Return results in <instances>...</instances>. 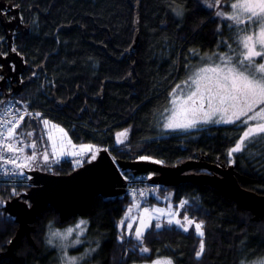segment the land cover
<instances>
[{"label":"trees","instance_id":"obj_1","mask_svg":"<svg viewBox=\"0 0 264 264\" xmlns=\"http://www.w3.org/2000/svg\"><path fill=\"white\" fill-rule=\"evenodd\" d=\"M0 1L19 7L22 16L14 45L26 67L19 89L7 86L14 91V101L64 124L76 144L94 143L99 149L108 148L115 159L146 156L174 166L204 158L233 165L244 188L264 194V134L229 157L228 150L244 130L235 124H202L186 130L163 128L171 114L166 109L170 108L169 93L175 85L200 67L219 62L214 54L229 52L226 44L238 47L237 34L228 27L232 22L216 17L219 10L208 8V0ZM138 2L140 41L131 53ZM230 2L221 0L220 11L230 13ZM177 10L182 14L177 15ZM240 27L256 30L255 25ZM6 41L0 14V48H6ZM54 96L69 104L56 106ZM34 120L35 116L27 117L17 131L27 136ZM127 126L131 128L130 137L119 145L115 132ZM90 157L88 153L86 162ZM70 160L53 162V169L48 171L71 173L76 167ZM193 171L205 172L204 168ZM30 187L0 182V253L7 250L19 227L15 217L6 212L5 203ZM157 189L162 195L171 190L175 206L188 200L189 217L204 222L203 255L199 259L195 256L201 238L194 228L183 232L174 225L146 230L142 246L150 251L142 254L134 247L138 243L134 236L118 226L134 201L125 193L97 196L91 210L83 215L89 222L86 244L95 249L84 258V264H136L159 259H171L174 264H247L264 259V217L254 220L252 211L208 184L181 182ZM157 201L153 193L147 203ZM181 213L185 214V209ZM78 218L62 222L59 212L50 206L33 224V240L25 236L15 255L1 257L0 264H59L61 254L47 242L48 233ZM84 246L79 247L80 254Z\"/></svg>","mask_w":264,"mask_h":264},{"label":"snow or ice","instance_id":"obj_2","mask_svg":"<svg viewBox=\"0 0 264 264\" xmlns=\"http://www.w3.org/2000/svg\"><path fill=\"white\" fill-rule=\"evenodd\" d=\"M206 6L208 8H219L221 0H208ZM229 7L230 13L224 11H216L215 16L224 20L231 21L228 25L230 29L236 32L237 48H233L231 44H226L229 52L214 54L217 56L219 63L211 64L207 67H200L197 71L190 74L186 80L176 84L169 93L171 97L169 103L170 108L166 109L171 115L167 118L163 125L168 130H186L195 128L198 124L203 123H222L235 124L243 128L242 135L228 150L227 155L233 156L234 153L242 152L246 145V141H251L256 137L264 134V0H231ZM181 10H177V15H181ZM241 25H255L256 30L253 32L249 27H240ZM219 31V29H218ZM16 51L15 48L12 49ZM235 57V58H234ZM257 58H261V62H257ZM211 61L212 57H206ZM3 77H0L2 79ZM18 103V102H17ZM4 102L0 101V105ZM11 101L0 111V169H3L4 176H15L21 181L30 180V176L25 175V169L34 170L33 165L38 158H42L45 164L49 163V152L45 150L42 154L36 149V142L31 141L25 143L24 132H18L17 129L24 122L25 116H33L32 113L25 109L21 112L15 108ZM36 118L41 116L40 113L34 114ZM215 118V119H214ZM250 122H255L250 123ZM41 123L45 130L49 128L50 122L43 119ZM58 126L51 125V128L57 129ZM58 131L63 133L60 138L59 146L53 139L51 132H47L48 139L51 141V156L56 158L69 156H83L91 153V160L96 159L100 149L94 145H80L77 148L72 144L70 138L64 129L59 128ZM27 137H31V131L26 133ZM127 130L117 134V143H123L126 139ZM264 138V137H261ZM31 148V154H26L25 149ZM71 150H66V149ZM106 151V149H104ZM4 153H12L10 157ZM139 160L151 161L153 163H162V161L152 160L151 157L140 156ZM77 165L81 164V160L75 161ZM11 165V170L4 166ZM17 193L13 192V195ZM136 195L135 192L132 193ZM144 195L143 192L140 193ZM188 200H181L177 206V210H173L169 205L167 208L144 207L140 209L139 203H134L128 208L125 216L119 221V227L127 223L129 235L134 236L137 245L134 247L143 253L150 250L143 247V238L146 230L151 227L160 229L164 227L158 221L162 217H166L165 223L168 226H175L178 230L188 232L190 226L194 225L195 234L200 239L199 248L195 252V256L199 259L204 251L205 244L203 241V221L196 222L194 218H190L187 214ZM140 209L138 216H133V209ZM179 209H185L183 218H179ZM138 224L133 232V223ZM157 221L153 225V221ZM86 221L80 220L74 227H69L64 232H52V237L60 239H68L72 233L79 230L77 239L74 243H80L79 235L84 232ZM119 239L123 242L124 237ZM52 243V239L48 240ZM91 251H95L92 249ZM76 258H65V264H75ZM153 264H172L170 259L156 260ZM257 264H264V260L258 261Z\"/></svg>","mask_w":264,"mask_h":264},{"label":"water","instance_id":"obj_3","mask_svg":"<svg viewBox=\"0 0 264 264\" xmlns=\"http://www.w3.org/2000/svg\"><path fill=\"white\" fill-rule=\"evenodd\" d=\"M139 8L140 2L137 3L136 13ZM139 23L140 15L137 13L131 53H135L140 41ZM102 97L103 92L100 100ZM54 99L58 107L69 104V101L57 100L56 96ZM196 168H204L211 173L194 172ZM126 169H132L136 173L154 172L151 180L154 185L175 186L181 182L211 185L252 211L255 214L254 220L264 217V194L244 188L239 182L241 176L233 165L211 163L204 158L190 159L174 166L139 159H115L109 149L101 148L95 160L88 161L71 173L27 170L32 176L31 187L5 203L6 212L15 217L19 227L7 250L0 253V258L14 256L16 247L25 236L33 240V224L50 206L59 212L61 221L64 222L87 214L99 195L112 197L125 194L127 183L122 170Z\"/></svg>","mask_w":264,"mask_h":264},{"label":"rangeland","instance_id":"obj_4","mask_svg":"<svg viewBox=\"0 0 264 264\" xmlns=\"http://www.w3.org/2000/svg\"><path fill=\"white\" fill-rule=\"evenodd\" d=\"M1 2L2 1H0V3ZM218 10L219 11L223 10V7L220 6L218 8ZM0 14H1L2 21H3V23L6 27V31H7L6 48H3V47L0 48V77H3L2 79H0V87L2 89L6 90L7 86L10 84H14L17 87L22 85L20 83V80L22 79V72L24 71V69L26 67V62L24 60V57L17 51V49L14 45V40H13L14 36L17 34V32L20 30V28L22 26V16L20 14L19 7L15 6V5H11V4L6 3V2H2V4H0ZM13 48H15L16 51H13L12 50ZM16 55H20V57L23 59V61L20 62L19 66H12V63L16 62V60H15ZM257 62H261V58H257ZM214 63H219V62H214ZM214 63H210V64L204 65L202 67H207V66H210L211 64H214ZM8 90H9V92H12V90H10V89H8ZM40 114H41V116L39 118L35 117V120L33 121L34 124H33V128L31 129V132L33 133V135L31 137L25 136L24 140H25V143L35 141L36 142V149L35 150L40 154H42L45 150H47L49 152L50 155H49V163L48 164H45L43 162L42 158H38L36 163L33 165V169H41L44 171H48V170L53 169L52 163L56 161V158L51 156V141H49V139H48L47 132H51L53 139L56 140L57 145L59 146V141H60V138L63 136V133H60L58 131V129L62 128V129H64V132L67 133L68 138L71 139L73 145H76L77 148H79L80 145H77L73 141L68 128L64 124L57 122L56 120L52 119L50 116L45 115V113H43V112H40ZM43 119H47L50 122L49 128L47 130H45L44 125L41 123V121ZM250 123L254 124L255 122H250ZM202 124L203 123H200L197 126L202 125ZM207 124H212V123H207ZM216 124H218V123H216ZM220 124H222V123H220ZM51 125H56L58 127H57V129H53V128H51ZM191 129H193V128H191ZM125 130H127V136H126V139H124L123 143H125L129 139L130 133H131V128L129 126H127V127L122 128V129H119L115 132L116 143H117V134L124 132ZM123 143H117V144L120 145ZM81 145H94L97 148V145H95L94 143H83ZM66 150H71V149L69 148ZM32 151H33V149H31V148L25 149L26 154H31ZM71 157H77V156L65 155V156L59 157V159L71 158ZM86 160L83 164H80L78 167L87 163ZM78 167H76V168H78ZM25 170H27V169H25ZM158 186H160V185H154L152 183L139 185L140 191L135 196L130 195L131 194L130 190L128 188H126V193L129 195L130 198H132L134 200L127 207V209L132 207V205L134 203H139L140 209H142L144 207L167 208L169 205H171L173 210H177V206H175L174 202L172 201L173 192L171 190H168L165 193V195L159 194V191L157 189ZM141 192L144 193L143 196L140 195ZM153 193L158 198V201L155 204H148L147 203L148 197H150V195H153ZM140 209L134 208L132 215L138 216ZM179 213H180L179 218L182 219L184 214L181 213V209H179ZM124 216H125V213H124ZM80 220L86 221V225L83 226L84 232L82 235H79V237H78L80 240V243H78V244L74 243V241L77 239V233L79 230L74 231L72 233V235L70 237H68V239H66V240L56 238V237H52V235H51L52 232H55V231L64 232L65 229H67L69 227H74ZM165 221H166V217H162L158 222L163 224L164 226H167ZM195 221L199 222L197 220H195ZM129 222H131V221H125V225L123 227H120L122 232L124 231V232L128 233L127 223H129ZM156 222L157 221L154 220L152 223H156ZM88 224H89V222L85 217L79 216V218L75 222H73L72 224H69L64 228H53L52 230L49 231L48 240L52 239L51 245L58 248V250L61 254V259H60L59 264H65V258L66 257H68V258L75 257L76 258L75 264H84V258H86L87 256H89L90 254L93 253V251H91L92 249L89 247V244H86L87 240L85 239L86 233H87L88 228H89ZM137 224H138V220L136 221V223H133V232H134ZM190 228H194V225L190 226ZM48 240H47V242H48ZM84 244H85V246H84L85 249L80 254L79 247H81ZM74 250L77 251L78 253L73 252ZM159 260H165V259H159ZM262 260H264V259H262ZM262 260H257L253 263H247V264H257L258 261H262ZM136 264H153V262H142V263H136ZM172 264H174L173 261H172Z\"/></svg>","mask_w":264,"mask_h":264},{"label":"built area","instance_id":"obj_5","mask_svg":"<svg viewBox=\"0 0 264 264\" xmlns=\"http://www.w3.org/2000/svg\"><path fill=\"white\" fill-rule=\"evenodd\" d=\"M14 40V39H13ZM16 62L12 63V66H19L20 62L23 61V59L20 57V55H16L15 57ZM20 83H23V79L20 80ZM14 89L17 88L16 85L12 84ZM14 91L9 92L8 89L4 90L0 87V101H3L4 104L0 105V111H2L3 107L7 105L8 101H11L12 104L14 105V109L18 108L21 110V112H23L25 109H27L28 112L32 113L33 116H35V113H40L41 111L35 108H31L28 105H24L22 103H17L16 101H14L12 99V94ZM27 117H31V116H25V119ZM5 156L10 157L12 155V153H4ZM79 159L81 160V164H83L85 162L86 159V155L83 156H77V157H72L71 158V163L74 167H78L79 165H77L75 163V161ZM61 161V159L58 160L57 163H59ZM56 162V161H55ZM5 168L11 170L12 166L11 165H6L4 166ZM122 174L124 176V179L127 183V188L130 190V195H132L133 192H135L136 194H138V192L140 191L139 185H143V184H150L152 178L154 177L155 173L154 172H146V173H136L135 171L128 169V170H122ZM25 175L26 176H30L31 179L30 180H23L21 181L20 179H18L15 176H4L3 175V169H0V182L3 183H8V184H31L32 181V176L25 170Z\"/></svg>","mask_w":264,"mask_h":264},{"label":"flooded vegetation","instance_id":"obj_6","mask_svg":"<svg viewBox=\"0 0 264 264\" xmlns=\"http://www.w3.org/2000/svg\"><path fill=\"white\" fill-rule=\"evenodd\" d=\"M257 138H258V137L254 138V139H256V140H257ZM247 142H248V141H246V144H247ZM256 146H257V148L259 147L258 143H257V145H256ZM204 170H205V173H211L210 171H208V170H206V169H204Z\"/></svg>","mask_w":264,"mask_h":264},{"label":"crops","instance_id":"obj_7","mask_svg":"<svg viewBox=\"0 0 264 264\" xmlns=\"http://www.w3.org/2000/svg\"><path fill=\"white\" fill-rule=\"evenodd\" d=\"M77 145H81V144H77ZM97 148H99V147L97 146Z\"/></svg>","mask_w":264,"mask_h":264}]
</instances>
